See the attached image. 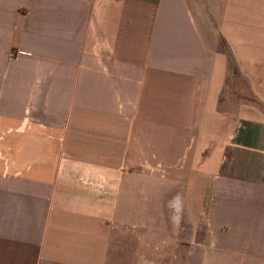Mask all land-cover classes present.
Instances as JSON below:
<instances>
[{"label":"crops","instance_id":"1","mask_svg":"<svg viewBox=\"0 0 264 264\" xmlns=\"http://www.w3.org/2000/svg\"><path fill=\"white\" fill-rule=\"evenodd\" d=\"M0 264H264V0H0Z\"/></svg>","mask_w":264,"mask_h":264}]
</instances>
